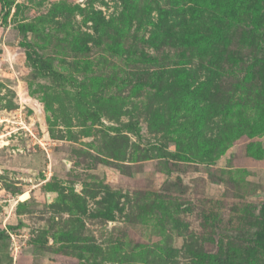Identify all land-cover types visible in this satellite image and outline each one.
I'll return each mask as SVG.
<instances>
[{
  "label": "rangeland",
  "instance_id": "374dc122",
  "mask_svg": "<svg viewBox=\"0 0 264 264\" xmlns=\"http://www.w3.org/2000/svg\"><path fill=\"white\" fill-rule=\"evenodd\" d=\"M260 1L0 0L14 264H264Z\"/></svg>",
  "mask_w": 264,
  "mask_h": 264
},
{
  "label": "trees",
  "instance_id": "16d2710c",
  "mask_svg": "<svg viewBox=\"0 0 264 264\" xmlns=\"http://www.w3.org/2000/svg\"><path fill=\"white\" fill-rule=\"evenodd\" d=\"M263 9H264V0L258 2L255 5V7L253 8L254 13L256 14V18L259 16V14L262 12ZM33 29H34V25H32V24H26V25L20 26V30L24 33L28 32V31H32ZM216 37H218V36H214V35L213 36H206V39H204L200 36V38L198 40L203 41V39H204V41L199 43V45L206 44V43H213L217 40ZM28 58L29 59L32 58L30 56V53L28 55ZM255 62H257V61H255ZM252 65H253V63H252ZM252 65H250L248 67L249 72H251V66ZM98 116H100L99 112L93 111L92 115L90 116V119L95 120V118ZM128 127L133 128V129L134 128L138 129L137 125H134L133 123H129ZM175 156H181L183 158L187 157L186 153H182L180 151L178 153H176ZM5 236H6L5 231L4 230L0 231V242L4 239ZM262 236H263L262 233L259 232L255 238L249 239V243L246 245L247 252H248V261L255 262L257 260V257L259 256V252L263 251V242L261 240ZM138 254L144 256L143 252H139ZM4 261H5L4 256L2 254H0V264H3ZM7 264H13V258L12 257H10V260L8 261Z\"/></svg>",
  "mask_w": 264,
  "mask_h": 264
},
{
  "label": "crops",
  "instance_id": "0c3cea01",
  "mask_svg": "<svg viewBox=\"0 0 264 264\" xmlns=\"http://www.w3.org/2000/svg\"><path fill=\"white\" fill-rule=\"evenodd\" d=\"M2 241H3V240H2ZM2 241H1V242H2ZM1 245H2V244H1ZM1 245H0V246H1ZM0 254H2V255L4 256V260H5V261H4L3 264H7L8 261L10 260V257L13 258V256L15 255V254L13 253V250H12L11 252H8V251H7V253H6V249H4V250H3V249H0ZM5 255L7 256L8 259H6ZM14 258H15V257H14ZM13 264H14V263H13Z\"/></svg>",
  "mask_w": 264,
  "mask_h": 264
}]
</instances>
